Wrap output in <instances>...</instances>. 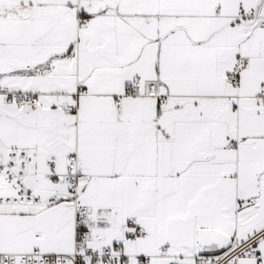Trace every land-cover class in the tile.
I'll list each match as a JSON object with an SVG mask.
<instances>
[{"label": "snow or ice", "instance_id": "6c2138e0", "mask_svg": "<svg viewBox=\"0 0 264 264\" xmlns=\"http://www.w3.org/2000/svg\"><path fill=\"white\" fill-rule=\"evenodd\" d=\"M0 264H264V0H0Z\"/></svg>", "mask_w": 264, "mask_h": 264}]
</instances>
